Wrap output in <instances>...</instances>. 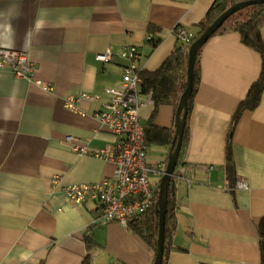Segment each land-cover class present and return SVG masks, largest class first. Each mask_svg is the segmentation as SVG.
Listing matches in <instances>:
<instances>
[{"label": "crops", "instance_id": "obj_1", "mask_svg": "<svg viewBox=\"0 0 264 264\" xmlns=\"http://www.w3.org/2000/svg\"><path fill=\"white\" fill-rule=\"evenodd\" d=\"M217 2L0 0V46L25 52L35 66L30 79L0 66V264H85L87 257L88 264L154 263L156 252L131 228L101 222L97 203L69 201L66 187L102 182L116 170L72 148L96 150L116 142L96 115L110 99L105 90L122 84L123 50L137 47L142 70L158 71L181 42L175 30L196 35ZM261 34L264 39V27ZM109 50L112 59L100 61ZM200 72L167 264H262L264 92L260 105L233 128L238 106L261 75L262 59L230 33L205 45ZM82 93L101 99L80 101L77 112L65 107ZM153 111L145 94L143 124ZM174 118V108L164 105L154 123L174 138ZM230 138L237 183L246 189L232 188L227 179ZM170 151L152 146L149 155L168 158ZM90 228L96 245L89 249Z\"/></svg>", "mask_w": 264, "mask_h": 264}, {"label": "built area", "instance_id": "obj_2", "mask_svg": "<svg viewBox=\"0 0 264 264\" xmlns=\"http://www.w3.org/2000/svg\"><path fill=\"white\" fill-rule=\"evenodd\" d=\"M223 2L224 0H219ZM179 40L188 43L193 34L181 27L175 30ZM148 39L151 40L149 37ZM113 57L109 50L98 56L102 62ZM125 60L123 80L119 88H108L105 93L110 97L104 105L105 110L96 116L103 129L115 139L113 145L101 149H91L85 145H75L72 150L81 155L108 161L116 166L112 178L96 184L71 185L65 188L69 201L76 205L94 202L100 206L103 224L118 223L124 228L130 222L146 213L153 205L155 189L151 178H161L167 170L168 158L152 159L146 146V134L141 118L144 104L141 72L139 65L141 54L137 47L128 46L121 53ZM0 66H10L19 78H32L35 66L25 52L5 49L0 46ZM42 88L49 87L41 84ZM152 99V94H150ZM101 99L97 94L82 93L78 97H69L65 107L77 112L80 101L96 102ZM75 141L74 138H69ZM176 169L174 180L176 187L185 181L184 166ZM238 189H246L247 184L238 182Z\"/></svg>", "mask_w": 264, "mask_h": 264}, {"label": "trees", "instance_id": "obj_3", "mask_svg": "<svg viewBox=\"0 0 264 264\" xmlns=\"http://www.w3.org/2000/svg\"><path fill=\"white\" fill-rule=\"evenodd\" d=\"M246 0H224L213 6L204 21L199 25L200 30L193 35L191 40L186 43L181 41L174 53L164 62L161 68L156 72H141L142 89L146 95L152 94L154 102V111L151 118L144 124L146 134V146H168L173 144V131L159 128L155 125L154 119L161 106L171 105L174 108L176 121L177 108L187 86V66L188 53L191 45L200 38L205 30L214 23L225 11L232 6ZM264 27V5H255L245 8L233 16H231L223 26L211 38L223 36L230 33H238L243 44L252 51L260 55L262 59V72L259 79L252 85L247 98L240 103L234 116L233 128L238 124L241 116L247 111H254L261 102L264 92V39L261 30ZM210 39V40H211ZM209 42V41H208ZM207 42V43H208ZM206 43V44H207ZM205 44V45H206ZM158 43L155 45L157 46ZM205 45H203L197 55L195 73H194V89L188 100V117L185 129L183 146L179 158L178 165L184 164V154L188 146L189 134V118L193 110L194 97L198 91L201 82L200 72V55ZM232 138L229 139L227 147L226 175L230 186L234 188L237 183V173L235 162L232 155ZM160 184V183H159ZM159 184L155 190V199L152 207L144 214L130 222L132 231L140 236L152 249L156 252L158 233H159V215L156 212V202L158 199ZM177 187L169 191L166 215V244L163 264H167L168 254L171 250V238L176 229V213H177ZM260 249L262 255V264H264V219L259 224ZM87 247L90 249L96 245L91 228L85 234ZM89 259L85 264H88Z\"/></svg>", "mask_w": 264, "mask_h": 264}, {"label": "water", "instance_id": "obj_4", "mask_svg": "<svg viewBox=\"0 0 264 264\" xmlns=\"http://www.w3.org/2000/svg\"><path fill=\"white\" fill-rule=\"evenodd\" d=\"M255 5H264V0H246L240 2L227 11H225L214 23H212L205 32L196 40L190 47L188 53V66H187V86L181 96L175 121V136L170 154L168 156V164L165 175L162 177L159 184L158 199L156 202V212L159 215V233L157 241V249L153 264H163L165 255L166 244V215H167V202L169 191L174 190L176 183L174 175L179 163V158L183 146V139L187 125L188 117V100L194 89V73L197 55L199 49L205 45L215 33L223 26V24L237 12Z\"/></svg>", "mask_w": 264, "mask_h": 264}, {"label": "rangeland", "instance_id": "obj_5", "mask_svg": "<svg viewBox=\"0 0 264 264\" xmlns=\"http://www.w3.org/2000/svg\"><path fill=\"white\" fill-rule=\"evenodd\" d=\"M160 181H161V178H155V177L151 178V183H152V186L155 190H156L158 184L160 183Z\"/></svg>", "mask_w": 264, "mask_h": 264}]
</instances>
